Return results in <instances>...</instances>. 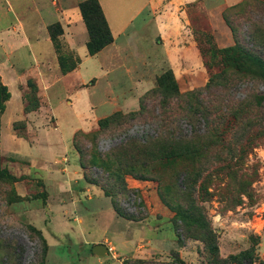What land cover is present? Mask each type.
Wrapping results in <instances>:
<instances>
[{"label": "rangeland", "instance_id": "obj_1", "mask_svg": "<svg viewBox=\"0 0 264 264\" xmlns=\"http://www.w3.org/2000/svg\"><path fill=\"white\" fill-rule=\"evenodd\" d=\"M105 1L136 13L111 52V90L102 78L45 90L31 74L23 113L7 128L0 113L11 151L0 148V167L20 177H0V264H236L247 249L264 264V70L248 55L264 59V0ZM165 12L199 63L189 50L168 60L156 28ZM60 39L70 65L77 56ZM15 54L33 61L24 46Z\"/></svg>", "mask_w": 264, "mask_h": 264}, {"label": "crops", "instance_id": "obj_2", "mask_svg": "<svg viewBox=\"0 0 264 264\" xmlns=\"http://www.w3.org/2000/svg\"><path fill=\"white\" fill-rule=\"evenodd\" d=\"M106 1L108 2L109 0ZM114 1L115 0H113V2ZM149 1L151 3L154 2V0ZM51 2H53L55 7L53 11L48 12V0H0V23L6 21L10 14L16 19V22L10 24V26L0 28V52H8V54L13 53L11 57H14L15 60L10 61L11 57L6 55L7 62L0 61V80L10 91V98L6 101L5 109L1 114V120L3 121L8 111L9 115L6 117L7 119L5 121L6 128L8 125L11 126L10 123L18 117L17 114L16 117L13 114L16 111V107L19 113H23L24 103L21 97L22 90L20 86L26 82L28 76L31 74L36 78L39 85L42 83L46 86L45 90H49L53 85L61 82L67 85L68 89H73L74 91L82 90L86 89L93 78L97 80L101 78L104 79L111 90L110 85L113 83V80L110 79V76L112 72H114L115 67L113 63L114 54H111V52L117 48V39L125 33L132 23V19L136 16L135 13L132 14V16L125 17L124 13H122L124 10L118 9L115 11L112 7L113 4H110L111 2H108V10L104 0H99L109 25L113 41L96 54L90 55L86 47L88 33L78 6L76 8H71L69 5L62 7L57 6L58 2L56 0H52ZM165 14L166 12L156 16V28L164 41L165 53L167 54L168 60L172 62L175 54L179 52L187 53L186 50H189L194 62L199 63L200 59L195 52V48H186L184 46L185 42L182 43L183 33L179 29L178 24L172 17L165 18ZM52 16L54 17L52 18ZM47 17H49V20H45ZM50 18H52V20H50ZM53 22H59L62 25L64 42L79 58L76 67L66 73L60 72L57 54L47 30V26ZM184 36H186V34ZM180 43H182V48ZM23 46L26 47L33 61L28 65L22 66L20 61L16 60L17 57L15 52L20 50ZM43 59H45L48 64L43 63V61H41ZM40 63H43V65L41 66ZM90 66L95 67L97 76L88 75L86 70ZM11 85L16 88L15 94L11 89ZM14 96H17L16 103L13 99ZM46 98L48 99V94H46ZM117 106L118 105H116V108ZM84 109L91 111L92 103L88 100L85 101ZM2 123L3 122H1V126ZM75 129L76 128H73L72 131L74 132ZM8 132L9 134L7 133L6 140L9 141L10 138H16L12 130ZM3 140L4 133L1 129L0 148L4 152H11L6 146L4 148ZM70 172L71 168L69 169V173Z\"/></svg>", "mask_w": 264, "mask_h": 264}, {"label": "trees", "instance_id": "obj_3", "mask_svg": "<svg viewBox=\"0 0 264 264\" xmlns=\"http://www.w3.org/2000/svg\"><path fill=\"white\" fill-rule=\"evenodd\" d=\"M78 8L88 33V40L86 42L87 51L90 55H94L113 41V37L110 32L109 25L107 23V20L104 16V13L102 11V8L98 0H82L78 3ZM47 30L49 33L50 40L53 44L54 50L57 54V59L61 71L63 73H66L68 71L73 70L76 67L77 63L79 62V58L76 57L75 61L72 64L66 65V63L60 57L58 52L60 49L59 47L61 46L60 38L61 35L63 34V29L61 24L59 22H53L47 26ZM248 55L251 56L255 60V62L259 63L264 70V59L261 56L253 55L251 53H249ZM170 74L172 76L171 71ZM27 85L29 87H34V84L31 81H28ZM207 86L208 85H206V88ZM157 89H159V86L157 87ZM191 94L194 93L191 92ZM9 98H10V91L8 90V87L0 81V113L4 111L5 103ZM102 122H104L105 125L107 120H100V125H102ZM74 144H75V139H74ZM80 164L82 168H85V163L83 161H80ZM0 177H7L15 181L19 180L20 178V177H15L13 174L9 173L6 168H2V167H0ZM85 177L87 178V180H89V182L95 183V179L89 178L87 174L85 175ZM115 209L119 214L123 216H127L126 213H124L121 209H118L117 207ZM37 233L40 234L38 230ZM40 237L42 238L41 235ZM211 247L215 253L218 252L216 245H212ZM253 258H254L253 252L251 249L244 250L230 257V259H233L236 264H241V260L243 259L247 260L249 264H251L253 263ZM139 261L140 260L138 259L127 257L122 260V264H136V262Z\"/></svg>", "mask_w": 264, "mask_h": 264}, {"label": "water", "instance_id": "obj_4", "mask_svg": "<svg viewBox=\"0 0 264 264\" xmlns=\"http://www.w3.org/2000/svg\"><path fill=\"white\" fill-rule=\"evenodd\" d=\"M92 251L97 255H103L107 252V247L103 243L94 244Z\"/></svg>", "mask_w": 264, "mask_h": 264}]
</instances>
